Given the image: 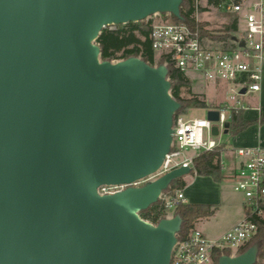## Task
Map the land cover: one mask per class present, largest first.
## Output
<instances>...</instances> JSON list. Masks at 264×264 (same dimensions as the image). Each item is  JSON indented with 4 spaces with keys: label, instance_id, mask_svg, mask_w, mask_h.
<instances>
[{
    "label": "water",
    "instance_id": "obj_1",
    "mask_svg": "<svg viewBox=\"0 0 264 264\" xmlns=\"http://www.w3.org/2000/svg\"><path fill=\"white\" fill-rule=\"evenodd\" d=\"M181 2L0 0V264H169L181 219L152 224L139 212L190 169L97 189L159 168L180 105L164 65L101 61L95 40L155 14L181 20ZM256 258L254 245L216 264Z\"/></svg>",
    "mask_w": 264,
    "mask_h": 264
},
{
    "label": "built area",
    "instance_id": "obj_2",
    "mask_svg": "<svg viewBox=\"0 0 264 264\" xmlns=\"http://www.w3.org/2000/svg\"><path fill=\"white\" fill-rule=\"evenodd\" d=\"M190 1L195 23L193 28L182 22H168L162 14L152 15L158 16L159 22H153L152 16L145 19L149 22L148 39L154 60L157 62L164 58L166 63H171L189 82L191 92L200 99L206 86L228 85L226 100L216 107L207 106L204 118L177 116L173 120L170 151L159 168L150 176L128 185L101 186L97 189L100 195L114 194L126 187H140L180 167L189 168L192 172L195 157L218 147L212 127L221 133L224 124L229 122L230 112L242 108L238 98L259 91L264 62V0ZM211 13L220 19L219 30L211 29L208 18ZM200 24H205L202 30ZM231 24L233 30L225 32ZM105 28L114 30L115 25ZM220 35L226 38H212ZM194 85L200 88L199 92L193 89ZM208 110L218 112L217 121L207 120ZM187 151L192 154L184 155ZM234 156L239 161L231 181L233 190L243 199L244 218L216 240L208 239L197 228L191 229L182 239L176 238L169 264H214L215 252L220 256L224 250L237 252L256 234L257 226L252 218L263 217L264 149L239 148L234 151ZM179 157L182 159L176 161ZM159 200L165 212L173 211L178 204H186L183 190H176L172 195L161 193Z\"/></svg>",
    "mask_w": 264,
    "mask_h": 264
},
{
    "label": "trees",
    "instance_id": "obj_3",
    "mask_svg": "<svg viewBox=\"0 0 264 264\" xmlns=\"http://www.w3.org/2000/svg\"><path fill=\"white\" fill-rule=\"evenodd\" d=\"M192 5L190 0H182L179 7V14L181 20L172 16L170 18L173 22H182L193 28L195 23L192 19ZM164 17L165 14H162ZM205 24H200L199 28ZM234 26L231 24L225 32L232 31ZM149 22L146 20L137 23H127L124 25L115 26L114 30L104 28L99 33L95 40V44L100 50V60L116 62L127 59L129 57H136L145 63L154 66V52L148 39ZM206 34L205 32L201 31ZM212 38L225 39V35L212 36ZM166 61L164 58L155 62V66L163 65ZM167 69L166 78L170 84V94L172 98L179 103V109L175 112L173 120L180 115H185L190 109H205L206 103L198 96H190L188 98L181 97V92L184 89L185 93H189L190 84L183 77V75L173 67L169 62L165 65ZM253 124L264 125V107L260 108L258 121H245L242 117V110H232L230 112V119L228 123L227 134L232 137L244 131L248 126ZM222 146L216 147L211 152H202L193 159L192 175L210 177L214 182L219 183L222 178V171L220 166V155ZM185 182L181 179L173 180L169 186L162 192V194L172 195L176 190H183ZM263 217L253 216L252 221L256 224L257 230L253 238L239 248L236 255L244 253L252 246L257 247V258L255 264L264 258V203L262 205ZM213 214V208L206 205L199 204H178L172 211V216H178L181 219V226L176 238L182 239L187 236L191 229L194 228V223L202 218H208ZM141 219L157 224L161 219L166 217V212L162 209L161 201L158 199L156 203L149 206L146 210L139 212ZM223 255H230L229 250H224ZM220 256L219 252L213 255L214 264Z\"/></svg>",
    "mask_w": 264,
    "mask_h": 264
},
{
    "label": "crops",
    "instance_id": "obj_4",
    "mask_svg": "<svg viewBox=\"0 0 264 264\" xmlns=\"http://www.w3.org/2000/svg\"><path fill=\"white\" fill-rule=\"evenodd\" d=\"M211 86L217 88L219 92L215 97V101L209 104L201 99L208 107H216L226 100L230 87L224 83ZM241 98H244L239 100L242 105L243 119L245 121H258L260 108L264 107V62L262 64L259 91L248 93ZM215 141L218 146L220 145L223 148L220 155L222 180L216 183L210 177L186 175L184 178L186 185L183 189L187 204L206 205L213 208V214L210 217L199 219L194 223V228L200 230L210 240L220 238L244 218L243 199L235 200L225 190L224 185L226 181L231 180L237 168L239 160L234 156L236 149L255 147L264 149V125H250L244 131L232 137L221 132L215 137Z\"/></svg>",
    "mask_w": 264,
    "mask_h": 264
},
{
    "label": "rangeland",
    "instance_id": "obj_5",
    "mask_svg": "<svg viewBox=\"0 0 264 264\" xmlns=\"http://www.w3.org/2000/svg\"><path fill=\"white\" fill-rule=\"evenodd\" d=\"M208 18L210 19L209 20V22H210V25H211V29L212 30H219V29H217L218 28V26H219V21H220V19H219V17L215 14V13H211V14H209L208 15ZM159 17L158 16H152V21L153 22H159ZM164 19H166L168 22H173L172 21V19L168 16V15H165L164 16ZM155 60H154V66H155ZM195 86V85H194ZM195 91H197V92H199L200 91V88H198V87H194L193 88ZM218 89L217 88H214L213 86H211V85H208V86H206V88H205V90H204V94L202 95V96H200L205 102H207V103H209V104H211V103H213L214 101H215V97H216V95H218ZM190 96H196V95H194L192 92H191V90L189 89V93L187 94V93H185V91H184V89L182 90V92H181V97H184V98H188V97H190ZM239 100H242V99H244V98H238ZM208 106V105H207ZM211 106V105H210ZM204 116H205V110L204 109H190V110H188V112L184 115V117L185 118H204ZM190 154H192V152H190V151H187V152H184V155H186V156H188V155H190ZM182 159V157H179V158H177L176 159V161H179V160H181ZM188 176H191L192 175V172H190L189 174H187ZM186 176H184V177H182V178H180L181 180H183L184 181V178H185ZM224 187H225V190H227L228 192H229V194H231L234 198H235V200H241L242 198H241V195L239 194V193H236L234 190H233V183H232V181L231 180H229V181H226V183H225V185H224ZM166 217L167 218H171V217H173L172 216V211H168V212H166ZM230 254H232V255H236V251L234 250V249H231L230 250ZM258 264H264V258H262V259H260L259 261H258Z\"/></svg>",
    "mask_w": 264,
    "mask_h": 264
}]
</instances>
